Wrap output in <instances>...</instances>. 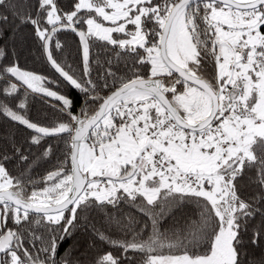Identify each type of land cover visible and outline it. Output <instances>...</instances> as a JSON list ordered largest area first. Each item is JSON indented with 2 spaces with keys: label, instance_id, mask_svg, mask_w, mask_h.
<instances>
[{
  "label": "snow or ice",
  "instance_id": "6c2138e0",
  "mask_svg": "<svg viewBox=\"0 0 264 264\" xmlns=\"http://www.w3.org/2000/svg\"><path fill=\"white\" fill-rule=\"evenodd\" d=\"M262 29L264 0H0V264H264Z\"/></svg>",
  "mask_w": 264,
  "mask_h": 264
},
{
  "label": "trees",
  "instance_id": "16d2710c",
  "mask_svg": "<svg viewBox=\"0 0 264 264\" xmlns=\"http://www.w3.org/2000/svg\"><path fill=\"white\" fill-rule=\"evenodd\" d=\"M264 30V29H262ZM62 40H66L67 44L71 46L72 50V58L75 59V37L72 34L62 35L60 37ZM72 60H69L71 63ZM21 64L26 65L28 68H34L40 70L44 74H51L54 70L50 69L39 56V53L36 51L35 48H26L23 55L21 56ZM32 113L33 115L44 116L47 115V105L43 104V102L36 98L32 101Z\"/></svg>",
  "mask_w": 264,
  "mask_h": 264
}]
</instances>
